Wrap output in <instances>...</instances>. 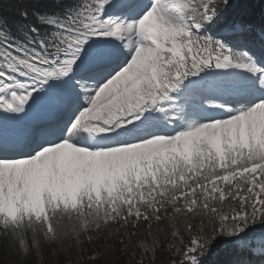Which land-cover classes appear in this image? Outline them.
<instances>
[{"label": "snow or ice", "instance_id": "snow-or-ice-1", "mask_svg": "<svg viewBox=\"0 0 264 264\" xmlns=\"http://www.w3.org/2000/svg\"><path fill=\"white\" fill-rule=\"evenodd\" d=\"M235 6L0 15V264H82L85 236L95 264H264V17Z\"/></svg>", "mask_w": 264, "mask_h": 264}, {"label": "trees", "instance_id": "trees-1", "mask_svg": "<svg viewBox=\"0 0 264 264\" xmlns=\"http://www.w3.org/2000/svg\"><path fill=\"white\" fill-rule=\"evenodd\" d=\"M24 0H0V15H10L15 7L23 3ZM253 3V4H252ZM235 11L237 13L247 16L249 19L259 21L262 16L260 14L261 4L256 6L254 1L247 0H236L235 2ZM112 228L117 227L112 225ZM95 236V234H93ZM99 241H94L89 243L86 236L82 238V244L80 249L73 248L71 249V259L73 261H78L77 252L79 251L80 256L83 257L82 264H95V262L88 260V255L93 250L99 251ZM52 247H58V245H48L47 248L50 250ZM225 257V251L222 245L214 246L211 250V255L209 260L206 261V264H210L211 261L222 260ZM60 259L64 258V254L61 253ZM49 255L48 251L44 252L43 258H36V264H48Z\"/></svg>", "mask_w": 264, "mask_h": 264}]
</instances>
